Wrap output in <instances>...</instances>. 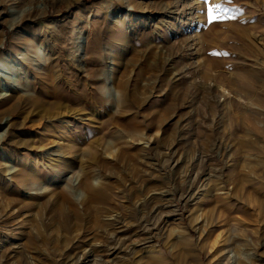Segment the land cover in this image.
Segmentation results:
<instances>
[{"label": "rangeland", "instance_id": "obj_1", "mask_svg": "<svg viewBox=\"0 0 264 264\" xmlns=\"http://www.w3.org/2000/svg\"><path fill=\"white\" fill-rule=\"evenodd\" d=\"M0 264H264V0H0Z\"/></svg>", "mask_w": 264, "mask_h": 264}, {"label": "bare ground", "instance_id": "obj_2", "mask_svg": "<svg viewBox=\"0 0 264 264\" xmlns=\"http://www.w3.org/2000/svg\"><path fill=\"white\" fill-rule=\"evenodd\" d=\"M177 4H178V2H177ZM147 9V8H146ZM152 9V8H151ZM169 9V8H168ZM148 10V9H147ZM155 10V9H154ZM165 11V9L164 8H162L160 11L162 12V11ZM175 10V9H174ZM178 10V9H177ZM131 11H146L145 10V8H143L142 6H141V4L138 2V3H134V4H132V9H131ZM172 11V10H171ZM170 10L169 11H165L163 14H165V16L166 17H164V18H166V20H162V22H163V25H164V27H166V29H167V31H168V33L170 34V33H173V25H166V24H164V22H166L167 24H169L168 23V21L167 20H169V19H173V18H171V17H169L170 15H172L173 13L171 12ZM147 12V11H146ZM153 12V11H152ZM156 12H158V10L156 11ZM175 15V14H174ZM134 17L135 16H133L132 15V13H131V15L129 16V18L127 19V20H125L124 18H119L118 19V17L116 18V20H114V23H124L125 24V30L123 31L124 33H123V36H122V39H121V43L119 44L120 45V48L117 50L116 48H115V51L114 52H117L119 55H122V52H123V50H124V52H126V51H128L129 50V47L128 48H126L127 46H129V43H130V41L132 42L133 40V38L134 37H136L137 35H136V33H138V29H139V27H141V25L143 24V22L141 23V25L140 26H138V28L137 29H133V31H131L130 32V29H132V26H133V23H134ZM177 17V16H176ZM171 24V23H170ZM158 29H160V28H158ZM137 31V32H136ZM155 33V35H157V34H159V33H157V32H154ZM162 38H163V36L162 35H160ZM121 37V36H120ZM152 37H153V35H152ZM155 37H157V36H155ZM160 37V38H161ZM152 40H153V38H151ZM153 42V41H152ZM151 43V42H150ZM124 55V54H123ZM118 58H120V59H118V60H120V62L123 60L121 57H118ZM116 65V64H115ZM120 65V64H119ZM126 65L125 64H122V66H120V67H125ZM118 67V66H117ZM32 99V98H31ZM33 101V100H32ZM36 102V101H35ZM41 102V104L42 105H40L39 103ZM40 102H38V105H37V109H40L39 111H43V112H45V113H47L48 111H50L51 109H55V108H58L59 107V104H55V106H52L51 104H49L48 103V105L50 106V108L48 109V111H46V110H44L43 108H42V106H44L45 105V103L44 102H42V100H40ZM34 106V105H33ZM40 116V115H39ZM42 121V120H41ZM39 122V121H38ZM33 127V126H32ZM98 141V140H97ZM57 153V152H56ZM52 154V153H51ZM54 155H55V152L53 153ZM84 189H86V188H84ZM98 190V189H97ZM87 191V190H86ZM101 191V190H100ZM86 193H88L89 194V191L88 192H86ZM92 193L93 194H95V195H97L98 194V191H96V189H95V191H93L92 190ZM89 196H90V194H89ZM55 197V196H54ZM45 198V197H44ZM57 198V197H56ZM90 198H92V197H90ZM51 199V198H50ZM50 199H49V201H50ZM48 200V199H47ZM49 201H46V202H49ZM93 201V200H92ZM52 202V201H51ZM47 206H50L48 203H45ZM53 204H56L55 203V200L51 203V205H53ZM45 205V206H46ZM49 208V207H48ZM111 217V216H110ZM107 218L106 220H105V222H104V226L106 227V226H109L110 224H111V226H112V223H111V221H112V218ZM114 218V217H113ZM114 224V223H113ZM114 226V225H113ZM110 227V226H109ZM105 230V229H104ZM111 235V234H110ZM113 235V234H112ZM115 237V236H114ZM108 238V237H107ZM113 238V237H112ZM116 240V243H117V240H118V238H115ZM120 240H121V238H119ZM110 240V239H109ZM106 241V240H105ZM227 241H229V238H225V239H223V243L221 244V246H220V249H219V256H222V250L226 247V242ZM102 245V244H101ZM108 245V244H107ZM106 245V246H107ZM119 245H120V243H119ZM103 246V245H102ZM112 246V245H111ZM103 248V247H102ZM102 248H101V251H103L102 250ZM105 249H107V248H105ZM98 250V249H97ZM112 250H114L115 251V249H112ZM111 250V251H112ZM91 251H92V249H91ZM123 251V250H122ZM94 252V251H93ZM116 253V252H115ZM119 252H117V254H118ZM115 256V255H114ZM119 257V256H118ZM117 258V257H116Z\"/></svg>", "mask_w": 264, "mask_h": 264}, {"label": "snow or ice", "instance_id": "obj_3", "mask_svg": "<svg viewBox=\"0 0 264 264\" xmlns=\"http://www.w3.org/2000/svg\"><path fill=\"white\" fill-rule=\"evenodd\" d=\"M227 12V9H221V5H213L212 7L207 8V23L211 24L213 22L222 21L225 19H235V16H228Z\"/></svg>", "mask_w": 264, "mask_h": 264}]
</instances>
